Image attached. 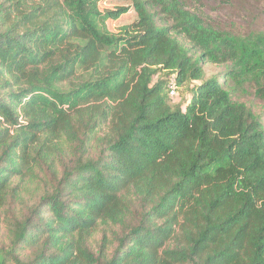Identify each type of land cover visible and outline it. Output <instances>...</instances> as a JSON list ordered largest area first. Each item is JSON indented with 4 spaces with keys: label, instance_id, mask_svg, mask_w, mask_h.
<instances>
[{
    "label": "trees",
    "instance_id": "1",
    "mask_svg": "<svg viewBox=\"0 0 264 264\" xmlns=\"http://www.w3.org/2000/svg\"><path fill=\"white\" fill-rule=\"evenodd\" d=\"M212 1L0 0V264H264V33Z\"/></svg>",
    "mask_w": 264,
    "mask_h": 264
},
{
    "label": "rangeland",
    "instance_id": "2",
    "mask_svg": "<svg viewBox=\"0 0 264 264\" xmlns=\"http://www.w3.org/2000/svg\"><path fill=\"white\" fill-rule=\"evenodd\" d=\"M208 5L209 8L205 9L206 12L224 30L244 36L252 33H264V0H214L208 2ZM108 8L110 9L111 7L108 6ZM113 15L117 14H111V16ZM157 20L158 24L161 25L158 17ZM117 22L115 19L114 23L116 24ZM114 23L111 24L110 21L109 27L111 30L114 29L113 27H116ZM178 39L187 48L192 47L182 36H179ZM228 66L206 64L204 66L206 71L205 78H219ZM198 84L201 83H194V85ZM231 86L234 90L233 99L236 102L244 103L252 108L264 125V100L257 97L250 77L248 76L238 81L233 80ZM184 96L188 99L191 98L190 94L186 93L184 88L177 89L176 96L171 97V102L174 105L181 104ZM105 130H107V127L104 128Z\"/></svg>",
    "mask_w": 264,
    "mask_h": 264
},
{
    "label": "built area",
    "instance_id": "3",
    "mask_svg": "<svg viewBox=\"0 0 264 264\" xmlns=\"http://www.w3.org/2000/svg\"><path fill=\"white\" fill-rule=\"evenodd\" d=\"M171 91H170V96L174 97L176 96V88L174 86V84L170 87Z\"/></svg>",
    "mask_w": 264,
    "mask_h": 264
}]
</instances>
